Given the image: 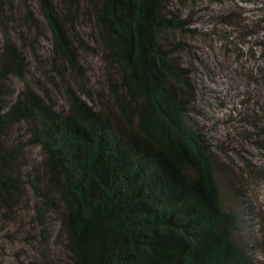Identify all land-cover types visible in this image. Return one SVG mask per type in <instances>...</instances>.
<instances>
[{
  "label": "trees",
  "instance_id": "trees-1",
  "mask_svg": "<svg viewBox=\"0 0 264 264\" xmlns=\"http://www.w3.org/2000/svg\"><path fill=\"white\" fill-rule=\"evenodd\" d=\"M10 1L0 0V18ZM34 1L67 109L34 91L25 56L4 30L0 87L8 77L23 87L11 103L0 97V138L21 123L29 138L9 150L0 143V209L12 207L22 188L8 168L37 145L46 186L61 206L69 264H255L248 213L242 209L241 218L222 206L214 151L191 118L197 85L176 61L177 49L161 42L188 32L190 18L170 9L171 0ZM83 3L119 73L109 79L111 104L90 89L78 61V48L87 47L73 25ZM24 12L26 28L37 31L27 4ZM251 26L243 25L241 40L254 35ZM256 43L264 50L263 39ZM28 182L48 199L37 177Z\"/></svg>",
  "mask_w": 264,
  "mask_h": 264
},
{
  "label": "rangeland",
  "instance_id": "rangeland-1",
  "mask_svg": "<svg viewBox=\"0 0 264 264\" xmlns=\"http://www.w3.org/2000/svg\"><path fill=\"white\" fill-rule=\"evenodd\" d=\"M263 3L171 0L170 9L190 18V30L161 38L166 47L177 49L176 61L188 69L191 82L197 85L191 118L214 151L222 206L241 218L242 209L248 213L247 222L253 226L252 239L256 241L252 254L255 264H264V50L256 43L257 39L264 40V25H257L264 19ZM26 4L38 21L37 31L26 28ZM85 11L83 3L73 25L87 47L78 48V61L85 69L90 89L111 104L109 79L118 80L119 73L104 58L95 27ZM244 24L253 28L254 35L241 40ZM192 29H196L193 34ZM4 30H9L25 56L31 87L49 98L57 111L65 113L66 99L53 78L50 34L36 2L11 0L0 18V47ZM22 87L17 78L8 77L2 81L0 97L11 103ZM28 138V127L15 124L2 135L0 143L9 150ZM8 170L19 173L22 188L12 207L0 209V264H69L60 231L61 206L46 186L39 146H26ZM32 176L37 177L48 199L32 192L28 182Z\"/></svg>",
  "mask_w": 264,
  "mask_h": 264
}]
</instances>
